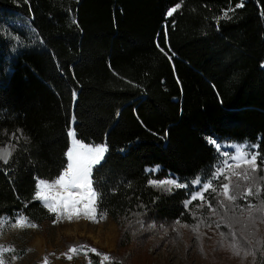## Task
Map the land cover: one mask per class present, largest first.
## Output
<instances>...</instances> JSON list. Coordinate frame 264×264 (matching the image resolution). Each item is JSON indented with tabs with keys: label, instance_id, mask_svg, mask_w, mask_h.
<instances>
[{
	"label": "trees",
	"instance_id": "1",
	"mask_svg": "<svg viewBox=\"0 0 264 264\" xmlns=\"http://www.w3.org/2000/svg\"><path fill=\"white\" fill-rule=\"evenodd\" d=\"M263 60L264 0H0V217L53 219L37 180L66 169L72 128L106 145L91 184L119 245L150 235L125 225L137 217L192 222L191 179L219 160L209 136L255 143L264 173ZM153 165L182 185L152 184ZM253 225L236 247L252 264Z\"/></svg>",
	"mask_w": 264,
	"mask_h": 264
},
{
	"label": "rangeland",
	"instance_id": "2",
	"mask_svg": "<svg viewBox=\"0 0 264 264\" xmlns=\"http://www.w3.org/2000/svg\"><path fill=\"white\" fill-rule=\"evenodd\" d=\"M208 139L219 160L209 179H191L193 189L184 205L194 220L137 217L125 225L132 228L133 235L144 231L150 235L134 236L119 245L122 229L111 216L97 213L91 184L92 168L102 159L106 145L83 141L70 128L66 169L54 180H37L38 198L53 213V219L35 223L22 214L2 215L0 264H103L119 253L128 259L127 264H252L253 250L241 259L236 247L238 233L248 225L251 230L253 224L248 237L260 242L262 252L254 263L260 264L264 258V173L255 175L256 144L214 136ZM9 153V144L0 147L1 160ZM146 170L152 184L182 185L173 172L160 165L147 166ZM209 190L213 193L206 194ZM248 195L252 199L239 202Z\"/></svg>",
	"mask_w": 264,
	"mask_h": 264
},
{
	"label": "crops",
	"instance_id": "3",
	"mask_svg": "<svg viewBox=\"0 0 264 264\" xmlns=\"http://www.w3.org/2000/svg\"><path fill=\"white\" fill-rule=\"evenodd\" d=\"M56 178H57V177H56ZM56 178H53V180L56 179ZM45 264H46V263H45Z\"/></svg>",
	"mask_w": 264,
	"mask_h": 264
}]
</instances>
